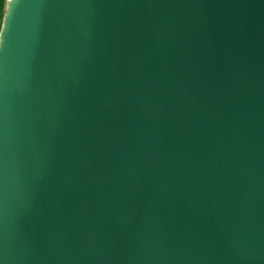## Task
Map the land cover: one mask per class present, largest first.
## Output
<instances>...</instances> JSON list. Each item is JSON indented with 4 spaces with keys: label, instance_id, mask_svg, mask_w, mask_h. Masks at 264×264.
I'll return each instance as SVG.
<instances>
[{
    "label": "water",
    "instance_id": "95a60500",
    "mask_svg": "<svg viewBox=\"0 0 264 264\" xmlns=\"http://www.w3.org/2000/svg\"><path fill=\"white\" fill-rule=\"evenodd\" d=\"M0 264H264V0H7Z\"/></svg>",
    "mask_w": 264,
    "mask_h": 264
},
{
    "label": "trees",
    "instance_id": "16d2710c",
    "mask_svg": "<svg viewBox=\"0 0 264 264\" xmlns=\"http://www.w3.org/2000/svg\"><path fill=\"white\" fill-rule=\"evenodd\" d=\"M6 1L7 0H0V28H1V22H2V18H3V14H4L5 8H6Z\"/></svg>",
    "mask_w": 264,
    "mask_h": 264
}]
</instances>
